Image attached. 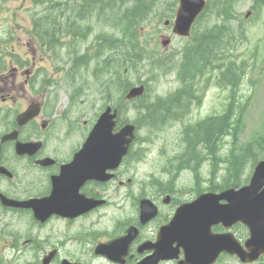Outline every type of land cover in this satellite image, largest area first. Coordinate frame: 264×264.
<instances>
[{"label": "flooded vegetation", "instance_id": "1", "mask_svg": "<svg viewBox=\"0 0 264 264\" xmlns=\"http://www.w3.org/2000/svg\"><path fill=\"white\" fill-rule=\"evenodd\" d=\"M106 1L126 3L35 2L37 13L54 22L60 13L68 23L67 80L53 79L54 37L25 33L28 40L22 38L15 54L10 26L6 28L8 37L0 46V264H264V255L244 263L224 250L216 252L219 242L245 247L250 231L240 222L226 227L217 214L209 217L192 204L202 194L227 189L232 181L240 180L233 189L247 185L249 177L219 175L208 160L199 170L207 147L186 143V130L178 133L179 128L170 127L168 114L152 120L137 113L129 117L138 101H124L130 85L123 84L121 70L102 72L99 85L101 68L82 63L83 56L97 54L107 44L102 31ZM26 19L31 27L30 17ZM48 30L52 35V25ZM112 44H117L114 38ZM115 48L121 52L120 45ZM185 97L191 122L196 97ZM156 100L150 97L145 115L161 97ZM107 109L113 115L111 135L131 123L135 138L125 150L113 149L114 156H99L97 166L91 158L105 147L106 137L91 141L90 135ZM149 123L155 128H148ZM174 128L178 143L172 153L167 143H140L139 130L165 138ZM188 138H196L194 131ZM145 163L155 168L139 176L136 166ZM66 169L69 178L63 174ZM206 203L213 208L226 202Z\"/></svg>", "mask_w": 264, "mask_h": 264}, {"label": "trees", "instance_id": "2", "mask_svg": "<svg viewBox=\"0 0 264 264\" xmlns=\"http://www.w3.org/2000/svg\"><path fill=\"white\" fill-rule=\"evenodd\" d=\"M135 1L138 2V0H134L133 2ZM155 1L156 0H143V3L140 4L139 7H136L135 4L131 5L128 3H123L121 5L119 3H116L115 1L104 2V5L106 7L105 12L111 10V7L121 5L119 8H122V10L128 12L133 21V26L131 25L130 27H127V20L124 19L123 29L118 33L114 30V33L111 36H108L106 41V49L108 51V54H105L103 56V58L105 57L106 63L109 60L106 68L109 69V67H113V64L116 63V65H119L121 71H126L127 73H129L131 71L133 72L134 70L138 79L141 78L140 72H144L148 80L157 83L159 82V77L166 74H164L163 71L166 70L167 67L170 68L173 65L174 69L178 67V79L179 81H182L184 83L181 87H186L189 82H192L195 79L196 75H198L199 73L210 71V69L215 66V60L217 57L218 65H216V67L220 72L218 85L220 89H229L226 98V101H228L226 106L227 109L222 116L217 117L216 119H210L207 122L203 123V126L197 127L196 130H194L197 139L193 141L195 142V144L205 142L207 145H210L216 138L218 140L229 126L228 113L232 112V110H236L235 102L232 99L237 97V95L239 94L242 79L246 74L245 65H240L236 60H234L236 63L235 65L234 61L231 60L234 56V38L230 40V36L233 31L229 28V26H231L232 22L234 21H238V23L240 24H242L243 22L239 19V15L236 12L234 4L231 0H207V7L205 12L201 16V20L195 23L192 30V36L188 40H186V42L181 47V55L180 53L168 54L169 56L166 58H168V62L170 61L171 63H168L166 60L164 62L165 64L162 63L163 65L161 67V64L159 66L160 62H158L156 59L163 57H158V54L156 55L154 53H150L152 55H149L148 51H146V42L144 41V38L142 36L144 31H140L142 24L144 25L146 21L141 20L136 12H133L134 10L138 9L139 13L141 10H144L146 6H150V4H153ZM256 1L264 6V0ZM61 9L65 10L66 6L58 8V10ZM53 15L56 16L54 12ZM58 15L59 16L57 18V22L49 20L48 17L42 16L40 18H37L35 16V19L33 20L35 32L38 35L44 37L52 36L56 39V42L61 38H67L68 23L66 22V20H63L64 18L60 17V13H58ZM152 15L156 16L155 12ZM66 16L67 13H64V17ZM50 25H52V35L47 34V32L50 31L48 30V27ZM113 38L114 41H117L116 45H120L122 48L121 55H114L116 54V48H114V45L112 44ZM140 40H143L145 44L140 45ZM144 53L146 54L144 55ZM125 54H129V56ZM114 56L118 57V59L116 60V62H111L110 60L114 58ZM138 57L140 58V60ZM99 60V56H94L93 65L97 66ZM85 62L88 61L86 60ZM85 62L82 61L85 67L89 68ZM76 64H78V62H76ZM149 65H151V67H149ZM159 68L163 69L160 70ZM69 72L70 71L68 70L67 73L69 74ZM122 77L123 80H125L126 76L124 74H122ZM102 81L103 80H100L99 85H102ZM126 84L132 86L131 83ZM182 91L183 90H180V88H178L174 93L170 94L173 96L161 98V102H157L154 104L152 112L149 115H145V113H143L140 116L141 119L152 120L162 113L168 114L170 118H184V106L186 104V100H180L181 96L183 95L181 94ZM150 93L152 94L151 91L145 93V96L150 95ZM152 97L156 100V97L158 96L153 93ZM158 100L159 98L156 101ZM142 105L145 111L150 108V104L148 103L147 98L142 99ZM238 112L239 114H241L240 116L244 117L246 112V104L243 105V107H240L238 109ZM147 127L155 128L153 123H149ZM233 166L235 167L234 174H238L241 169V163L238 161V159H235L233 161L232 167Z\"/></svg>", "mask_w": 264, "mask_h": 264}, {"label": "rangeland", "instance_id": "3", "mask_svg": "<svg viewBox=\"0 0 264 264\" xmlns=\"http://www.w3.org/2000/svg\"><path fill=\"white\" fill-rule=\"evenodd\" d=\"M117 1V0H116ZM127 1V0H124ZM132 1V0H128ZM250 0H243L241 3H237L236 10L240 16L243 18V14L248 10ZM143 3V0H138L132 2L131 5H136L139 7L140 4ZM32 5L29 0H0V46L2 42L6 41L8 37L6 28L10 26V33L15 34V39L10 41V45L14 49L15 54H19L17 44L19 39L28 38L24 33V28H29V23L26 19V14L29 9H32ZM35 9L38 7L35 6ZM176 9V4H173L171 0H156L150 6H146L144 10H141L138 13V9L134 10L138 17L141 20L147 21L144 25V34L143 38L147 39V35L151 31H162L165 28L162 26V22L158 23L157 20H151V15L155 12H160L162 19H168L172 13H174ZM253 21L257 20V18H253ZM259 22L264 23V11L262 15L258 18ZM133 25V23H132ZM264 26L260 23H256L250 25L248 28L247 40L242 41L236 48V53L242 55L241 58H247L248 52L256 49L260 55L264 53ZM169 35V34H165ZM156 39V37H155ZM159 37L156 39L157 49L161 53V48L158 43ZM141 41V40H140ZM181 42L178 40H173L172 44L169 48L168 54L175 53L181 48ZM167 54V55H168ZM169 56V55H168ZM163 57V56H162ZM260 61V57L257 59V62ZM51 72L55 73V67H51ZM131 79H135V74L130 73L128 75ZM55 79L60 80V75H55ZM174 78L167 77L161 78L159 82L153 83L151 81H146V77L142 76L141 80L146 81L147 85L151 87L153 93L155 94H164L172 90L176 86V82L173 81ZM250 81H254V86L250 85ZM151 83V84H150ZM217 86V85H216ZM218 87V86H217ZM151 94V93H150ZM207 102L205 105L199 109L194 110L192 113L193 118L203 117L206 114H210L214 110L221 109V103L224 100V97L228 95V90H220L214 86H211L207 92ZM239 96H237L236 103L246 102L248 103V108L246 114L244 116L242 134L238 140V147L244 144L251 143V152L254 155L256 161L264 158V148H259L257 145L258 141H262L264 139V70H260L259 65H257L251 73H248L240 87ZM155 143L160 145L162 143H167L169 148V153L173 151V145L178 143V134L176 129H171L168 132L167 137L162 138L161 136H157L155 138ZM159 147V146H157ZM221 148L215 151L216 156H220ZM163 154H167L163 152ZM173 157V154H170ZM139 176H147L149 175L155 168V164L153 163H145L139 164L136 166ZM253 169V165L251 160H248L244 165L243 174L248 175L251 174ZM111 219L110 216H107L106 220L109 221ZM49 226H53V223L50 222ZM8 260L5 264H8Z\"/></svg>", "mask_w": 264, "mask_h": 264}, {"label": "water", "instance_id": "4", "mask_svg": "<svg viewBox=\"0 0 264 264\" xmlns=\"http://www.w3.org/2000/svg\"><path fill=\"white\" fill-rule=\"evenodd\" d=\"M204 5V0H180V5L174 21L173 33L179 36H187L192 22L203 9ZM168 43V39L162 38L161 45L163 47H165ZM142 93V86L133 87L128 92L127 98L140 96ZM95 127L96 129L92 131V135L90 137L91 141L99 138L101 136L100 131L107 128L106 133L103 135L106 137L105 147L102 150H97L98 155L96 158H91V163L99 166V156L105 154V159H107L110 155L114 156V153L112 152L113 149L120 147V149L125 150L126 145L132 138L131 131L133 127L131 125H126L118 135H111L113 126H111L108 114H103ZM127 136H129V139H125ZM63 174L67 178L70 177L67 169ZM263 185L264 161L259 162L256 165L249 187H244L237 191L228 190L219 195L223 196V199H227L230 204L225 206V210L223 212L215 213V215L217 214L218 219L223 221L228 220L232 216H234L235 220H240L243 223L247 221L253 230L257 231L264 238V189L257 192ZM231 201L234 202L231 203ZM204 202L205 201H200L199 203L193 205V208L198 206L199 208H202L203 211L208 210L209 208L207 207L210 205L207 203L204 205ZM216 207L217 206H213V210H215ZM49 208L50 210L62 213L54 206H49ZM64 215H71V213L67 212Z\"/></svg>", "mask_w": 264, "mask_h": 264}, {"label": "bare ground", "instance_id": "5", "mask_svg": "<svg viewBox=\"0 0 264 264\" xmlns=\"http://www.w3.org/2000/svg\"><path fill=\"white\" fill-rule=\"evenodd\" d=\"M232 1V0H231ZM224 11V10H223ZM147 51V50H146ZM154 53V52H153ZM146 53H144V55H145ZM154 54H156V53H154ZM126 55V54H125ZM137 55V54H136ZM148 55V54H147ZM149 55H152V54H149ZM157 55V54H156ZM127 56H129V55H127ZM144 57V56H143ZM149 57V56H148ZM159 57V56H158ZM139 58V57H138ZM146 58V57H145ZM161 58V57H160ZM147 59V58H146ZM139 60H140V58H139ZM143 60V59H142ZM158 62H159V60L158 59H156ZM147 61V60H146ZM150 61V60H149ZM156 61V62H157ZM138 62V61H137ZM145 62V61H144ZM167 62H168V58H167ZM142 63V62H141ZM153 63V62H152ZM152 63H149V64H152ZM154 63H155V61H154ZM168 63H171L170 61L168 62ZM145 64V63H144ZM160 64L161 63H159V66H160ZM165 64V63H164ZM175 64V63H174ZM139 65H142V64H139ZM162 65L163 64H161V67H162ZM178 65V64H177ZM136 66V65H135ZM166 66V65H165ZM164 66V67H165ZM133 67V66H132ZM149 67H151V65H149ZM123 68V67H122ZM134 68V67H133ZM133 68H131V69H133ZM143 68V67H142ZM145 68V67H144ZM178 68V67H177ZM139 69V68H138ZM149 69V68H148ZM160 69V68H159ZM162 69V68H161ZM160 69V70H161ZM167 69H168V67H167ZM166 69V70H167ZM125 70V69H124ZM137 70V69H136ZM153 70V69H152ZM157 71V70H156ZM165 71V70H164ZM163 71V72H164ZM162 72V71H161ZM155 74V73H154ZM160 74H163V73H160ZM165 74V73H164ZM158 75V74H157ZM150 76V75H149ZM151 76H152V74H151ZM159 76V75H158ZM124 77V76H123ZM148 80V79H147ZM146 84V83H145ZM151 84V83H150ZM187 97V96H186ZM185 97V98H186ZM230 128V127H229ZM234 169H235V167H233V172H234ZM225 210V206L224 205H222V204H218L217 205V207H216V209L215 210H213V208H209L207 211H206V214H207V216H209V217H212V216H214L215 215V213H218V212H223ZM222 245V249L226 252V254H229L230 253V251L234 248L233 246H231V245H228L227 243H223V244H219L218 246H217V248L219 247V246H221Z\"/></svg>", "mask_w": 264, "mask_h": 264}]
</instances>
